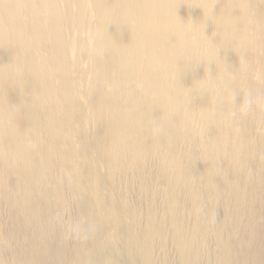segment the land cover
Segmentation results:
<instances>
[{
  "label": "rangeland",
  "instance_id": "obj_1",
  "mask_svg": "<svg viewBox=\"0 0 264 264\" xmlns=\"http://www.w3.org/2000/svg\"><path fill=\"white\" fill-rule=\"evenodd\" d=\"M12 1L0 0L2 26L22 17L21 6ZM28 1L36 10L45 0ZM210 1L191 0L195 6L198 3L209 5ZM54 2L62 13L70 16L65 22L54 18L50 21V30L62 35L57 43L64 47L59 62L66 63L58 67L57 58L50 59L52 47L49 46L35 48L34 51H38L31 52L24 63L43 60L52 87H65L73 104L69 110L61 107L51 112L48 104L41 109L37 101L47 94L45 81L41 79L43 76L33 75L32 70L25 67L17 71L12 70L16 69L14 65L7 67L6 77L0 80V92L6 91L7 102L17 99L18 91L23 90L24 99L37 110L38 120L43 122L45 117L49 120L53 117L49 127H29L28 134L19 133L20 139L30 142L29 153L37 162L30 168L39 170L43 166L40 172L48 177L46 184L33 193L26 190L25 181L19 183L22 180L19 170L23 171L25 159L12 170L7 169V158L18 155L19 150H11L12 141L2 130L11 124L10 119H4L7 116L3 113L9 116L12 113L0 107V115L4 117H0V263L21 264L19 260L28 249L42 245L50 253L60 248L67 250L59 264H79L76 256L80 255V249L87 248L92 253L93 241L98 240L104 249L119 256L121 264H126L128 252L144 247L151 254L149 264H181L182 251L174 235L173 219L176 217L183 220L186 235L195 233L198 222L204 227L198 245L200 251L198 248L194 251V257L201 254L197 264H224L218 239L206 226L208 201L204 196L209 187L203 179L209 171L206 161L209 156L202 151V133L209 139L213 133L202 124L200 115L203 112L219 115V124L225 127L229 120L228 105L226 102H204L213 90L211 84L204 86L199 81L209 69L207 62L198 63L190 55L182 59L178 51L181 47L177 45L188 36H175L162 28L167 10L180 7L181 1L140 0L141 10L133 15L131 6L119 0L101 29H97V21L103 7L96 9L95 0ZM211 6H218V3L213 0ZM140 30L147 32L145 41ZM96 37L100 38L102 59L117 57L113 70L96 69ZM27 46L25 40L20 41L18 49L22 51ZM112 47L122 48L127 57H121V49L117 56L112 55L109 50ZM204 49L206 52V47ZM179 62L187 63L188 68L184 71L172 66ZM262 69L264 58L261 57L250 74L252 105L259 112L250 117L248 126L256 144L258 139H264ZM96 99L103 103L101 119L108 126L111 122L116 126L112 136H118L115 142L120 145L119 149L107 150L100 144L105 135L91 103ZM10 108L15 110L16 106ZM67 111L74 114L68 120ZM56 117L65 119L67 128L57 131L53 138L58 126ZM130 132L134 133L133 142L140 143L136 149L139 147L137 159L115 151L133 150ZM110 146L115 147L111 142ZM224 154L232 162L230 152L226 150ZM252 155L254 157L247 161L251 179L242 187L245 196L248 193L247 199L240 204L244 214L234 222L233 231L224 234L235 253H240L237 264H264V171L259 162L264 165V152L254 150ZM188 158L196 160L199 173L187 168ZM180 169L192 179L199 211L191 204L185 181L179 177ZM259 169L260 184L256 180ZM78 171L81 177L77 185ZM224 172L222 168L216 177L222 178ZM95 177L101 179L98 186L93 183ZM98 189L101 192L98 193ZM25 202H29V208ZM223 214L222 205H218L217 220H221ZM104 218L112 221L109 229L106 224L95 223ZM146 232L150 234L149 239L145 238ZM251 234L252 241L248 244ZM42 236L46 237L45 244ZM242 237L245 238L240 244ZM186 253L189 255L191 250L188 248ZM137 264H147V261L141 258Z\"/></svg>",
  "mask_w": 264,
  "mask_h": 264
},
{
  "label": "bare ground",
  "instance_id": "obj_2",
  "mask_svg": "<svg viewBox=\"0 0 264 264\" xmlns=\"http://www.w3.org/2000/svg\"><path fill=\"white\" fill-rule=\"evenodd\" d=\"M13 1L21 6L22 17L13 24L0 25V32H2V36L0 37V80L6 77V73L8 72H5L6 68L13 67V65L16 67V69H12L13 71H17L19 67V69L25 67L28 71L32 70L31 73L33 75L43 76L41 79H44V87L48 90L46 96L40 97L37 101L40 103L41 109L47 107L46 105L48 104L51 112L56 111V109L60 110L61 107H66L69 110L73 104L71 95H68V90L65 87H52L50 76L45 69L47 66L45 67L42 64L43 60L35 63H24V60L27 59V56L31 52L38 51L37 49L34 51L35 48L41 49L49 46L52 47L50 59L57 58L58 63L56 65L64 67L63 65L66 62H59L64 47L57 46L62 35L59 36L54 30H50V21L52 18L60 22L68 21L70 20L69 13H62L54 0H45L36 10L31 8L28 0ZM180 1V7L167 10L166 15L163 17L162 28L165 31L172 32L175 36L179 34L181 37L183 35L188 36L187 39H181L177 45V47H181L178 51L181 53L182 59L190 55L195 57L198 63L202 61L207 62L209 69L202 75L199 81L204 86L211 84L213 90L210 96H206L204 102L216 101L218 104L226 102L228 105L227 113L229 114V120L225 127L219 124V115H211L205 112L200 115L202 124H205L213 133L211 139L205 133H202V151L206 152L209 156L206 159L209 171L203 181L209 187L208 193L204 196L205 200L208 201L206 207L208 223H206V226L212 230L218 239L221 261L224 264H237L240 253H235V250L231 248L230 241L224 238V234L225 231L231 232L236 225L234 222L244 214L240 204L241 201L244 202L247 199L248 193L245 196L246 192H242V187L244 186V182L249 183L251 179V174L247 172V165H249L247 161L254 157L252 151L262 150V154L264 152V139H258L259 142L256 144L257 140L253 141L251 138L248 126L250 117L257 115V112H259L252 105L250 93L252 77L250 74H252L260 58H264V0H215L218 3V6L215 7L211 6L213 0L210 1L209 5L198 3L197 6L191 0ZM124 2L131 6L130 9L133 15L139 14L141 10L140 0H124ZM119 3V0H95L96 9L99 6L103 7L102 13L98 15L97 29L104 27L107 19L106 16L111 12L114 13L115 6ZM191 6H193V11H191ZM117 25L119 24L116 23V27ZM139 33L143 38L142 40L145 41L147 32L140 30ZM24 40L28 46L21 51L18 49V44ZM99 40L100 38L96 37L95 67L97 70H113L117 57L112 60L102 59L103 53L98 45ZM205 47L207 49L206 52ZM120 49L121 57H127L122 48H109L111 54L114 56H117ZM196 52L199 54L197 55ZM172 66H175L177 69L179 66L184 71L188 68V64L185 62L172 64ZM261 71L262 75H264V69ZM170 80L174 82L172 79ZM66 81L67 79H64V82ZM97 86L100 87L101 85L97 84ZM5 95L6 91L0 92V101L1 99L3 101L0 102V107L11 112L12 116L3 113V115L7 116V118H4L0 115L1 119H10L11 121V124L8 127L5 126L2 130L7 132V136L12 141L11 150H19L18 155L13 154L7 158L6 166L8 170H12V167H17L25 159L23 171L19 170L22 179L19 183L25 181L26 190L34 193L37 188L39 189L41 185L46 184L48 177L43 176L40 172L43 170V166L39 170H32L30 168L32 164L37 162L29 153V150H31L29 146L30 142L28 143L27 140L20 139L19 133L28 134L29 127H49L53 123V117H49L50 120L45 117L42 120L43 122L38 120L37 110H34V106L29 105L24 99L25 93L23 90L18 91V98H15L11 102H7ZM91 103L95 107L101 127H103L101 131L105 135L100 144H102V147L105 146L107 150L112 148L119 149L120 145H117L115 142L118 136H112V131L116 132L115 124L111 122V126H108L101 119L103 103L97 99L92 100ZM10 106H16V109L12 110ZM67 113L66 120L74 115L70 111H67ZM56 120L58 126L54 131L53 138H55L57 131L60 130L62 132L67 128L65 119L56 117ZM104 127L109 129L105 130ZM31 130L29 129V131ZM128 136L132 141L133 150L115 151L118 154L130 155L137 159L139 147L138 150L136 149L140 143H137V141L133 142V132L128 133ZM110 142L115 147L110 146ZM226 150L230 152L232 162L224 154ZM195 162V159L188 158L186 163L188 165L187 168H192L196 173H199ZM259 162L262 171H264L263 162ZM222 168L225 169V175L222 178L216 177ZM13 170L16 171V169ZM260 171L261 169H259L258 178L256 179L259 184L262 182ZM77 175L78 179L76 183L78 185L81 177L79 171ZM179 177L185 181L192 206L199 211L200 203L192 186V179L181 169ZM93 183L95 186H98L101 183V179L95 177ZM99 192L101 191L98 189ZM98 197L101 198V196ZM54 198L58 200L57 195ZM261 202L263 203L262 200ZM24 204L29 208V202H25ZM218 205H222L224 210L221 220H217L216 218ZM95 223L99 226L106 224L108 226L107 229L112 226V221H109L108 218L97 219ZM173 224L175 240L182 251L181 264H197L201 254L199 253L198 257H194V251L202 241L200 235L204 233V227L198 222L195 227V233L186 235L182 219L179 220L175 217ZM115 226L117 228L118 223ZM252 235L247 239L248 244L252 241ZM145 238H150L148 232L145 233ZM244 238H241L240 244ZM42 240L43 244H45L46 237L42 236ZM91 247H94L92 253L87 248L80 249V255L76 256L79 264H121L119 256L104 249L101 241H93ZM188 248L191 250L189 255L186 253ZM66 252V249L60 248L58 251L50 253L46 247L44 248L40 245L39 247L28 249L19 261L21 264H35L36 262L39 264H59L61 257ZM141 258H145L147 264H149L151 254L147 247L137 250L133 249V251L128 252L126 264H137Z\"/></svg>",
  "mask_w": 264,
  "mask_h": 264
}]
</instances>
